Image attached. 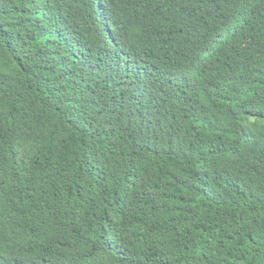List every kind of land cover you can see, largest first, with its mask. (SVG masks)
I'll list each match as a JSON object with an SVG mask.
<instances>
[{
    "label": "trees",
    "instance_id": "obj_1",
    "mask_svg": "<svg viewBox=\"0 0 264 264\" xmlns=\"http://www.w3.org/2000/svg\"><path fill=\"white\" fill-rule=\"evenodd\" d=\"M0 264H264V0H0Z\"/></svg>",
    "mask_w": 264,
    "mask_h": 264
}]
</instances>
